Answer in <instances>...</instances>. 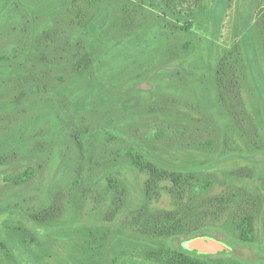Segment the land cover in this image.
Listing matches in <instances>:
<instances>
[{
	"label": "rangeland",
	"instance_id": "rangeland-1",
	"mask_svg": "<svg viewBox=\"0 0 264 264\" xmlns=\"http://www.w3.org/2000/svg\"><path fill=\"white\" fill-rule=\"evenodd\" d=\"M215 1L0 0V264H162L159 246L264 264V0H218L211 19ZM129 150L208 178L159 182L151 212L234 184L260 198L256 239L137 232L147 176Z\"/></svg>",
	"mask_w": 264,
	"mask_h": 264
},
{
	"label": "trees",
	"instance_id": "trees-1",
	"mask_svg": "<svg viewBox=\"0 0 264 264\" xmlns=\"http://www.w3.org/2000/svg\"><path fill=\"white\" fill-rule=\"evenodd\" d=\"M183 0H180V3ZM220 1L216 0L212 10L207 14L211 19H216L220 11ZM169 15L175 22L181 25L175 28L181 31H187L191 25L189 17L191 13L183 14L177 5L166 8V15ZM219 80L222 83L224 77L228 75V69H223L219 73ZM224 83V82H223ZM226 90L228 87L224 83ZM236 122L240 129L242 124L246 125L247 121L244 118H237ZM130 161L134 166L143 171L146 176L145 182V202L132 215L131 225L136 228L137 232L151 237H170L182 234H189L199 228L214 227L221 233L238 239L242 242H252L256 239L255 219L260 213V198L253 195L245 188L229 184L235 193L226 194L225 196H213L209 199H204L200 202H195L191 198L186 206H178L174 210L169 211H150L149 201L156 195H159L158 186L161 181H168L172 184L171 192L180 193L186 187L193 188V182L206 184L208 178L201 173L194 171H167L165 168L149 161L143 155L137 156L134 152H128ZM237 178L249 177L250 173L246 169H238L233 171ZM26 175L18 177L19 180H24ZM16 178V179H18ZM121 186V184H119ZM114 188V198L117 196V187ZM174 188V190H173ZM120 192H118L119 194ZM117 199V198H116ZM201 210H196V208ZM119 209H115L116 212ZM114 212H112V216ZM36 220H42V216L35 214ZM202 227V228H203ZM4 248V245L0 243ZM151 259L162 264H238L230 258H208L204 259L197 256H192L186 253L175 251L169 248L159 246L156 249L149 250L147 253Z\"/></svg>",
	"mask_w": 264,
	"mask_h": 264
}]
</instances>
